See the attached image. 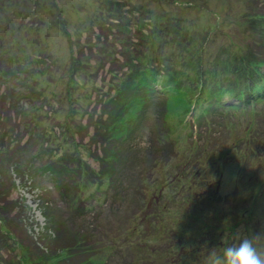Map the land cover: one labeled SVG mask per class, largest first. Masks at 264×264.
I'll use <instances>...</instances> for the list:
<instances>
[{"label": "rangeland", "instance_id": "obj_1", "mask_svg": "<svg viewBox=\"0 0 264 264\" xmlns=\"http://www.w3.org/2000/svg\"><path fill=\"white\" fill-rule=\"evenodd\" d=\"M260 9L264 11V0H0V72L27 57L43 71L33 76L34 80L29 74L17 79L20 85L14 87L16 93L27 99L19 111L25 116L20 130L24 135L13 136L12 149L4 148L6 153L0 154V226L8 251L20 254L13 234L18 223L33 240L47 241L43 231L52 227L50 218L60 221L68 233H87L91 250H84L80 258L93 264H206L209 254L200 261L189 255L186 247L179 252L186 257L176 253L179 244L170 231L160 228L164 206L155 199L160 188L156 191L152 181L157 184L159 180L161 186L168 177L182 176L183 170L189 178L193 169L186 156L197 151L216 153L229 141L241 142L254 118L262 121L260 126L255 125L262 136L254 137L252 146L242 141L239 150L224 153L208 167L222 171L220 198L199 202L202 209L205 207V220L211 221L204 229L211 234L206 235L207 246L214 255L233 243L237 235L259 236L256 243L264 248V193L254 197L253 190L251 198L243 197L248 187L237 182L250 171L252 184L257 186L256 181L262 179L258 173L264 172V103L258 105L257 112L247 108L244 113L226 114L210 109L208 120L196 133L191 118L183 127L184 114L167 107L156 92L131 83L132 106L111 124L116 128L114 133L113 129L108 134L105 130L102 137L105 124L96 126L101 121L100 113L108 112L107 101L130 82V71L125 67L129 64L123 66L127 64L122 58L123 47L136 48L128 57L140 56L144 61L139 66L146 65L149 75L158 74L153 76L159 84L156 87L164 80L162 74L168 72L191 91L202 80L206 83L201 88L205 99L212 77L226 88L232 85L224 78L227 73L220 70V75L217 70L222 61L237 63L241 54L260 48L254 47L253 33L243 26ZM135 20L151 22L152 34L137 37L132 33ZM124 25L126 30L121 32ZM195 60L202 64L201 76L192 67ZM128 63L135 64V60ZM260 71L264 73V64ZM229 77L232 82L236 80L235 75ZM14 78L10 76L7 81ZM5 81L0 75V92L6 89L15 93ZM220 101L233 105L240 102L229 95ZM106 136H113L112 141L101 142ZM18 147L23 149L17 151ZM34 152L39 155L35 157ZM66 156L96 167L109 184V191L106 189L103 196L93 193L89 183L81 188L73 182L60 188L57 182L61 180L56 173L48 172L44 163ZM165 158L166 163L162 160ZM11 160L20 168L16 169ZM63 191H69V197ZM206 201L207 205L203 204ZM237 204L244 215L252 209L251 216L234 228L221 230L217 222L229 223ZM204 234L201 232L203 236H198L192 250L201 249ZM207 264H214V257Z\"/></svg>", "mask_w": 264, "mask_h": 264}, {"label": "trees", "instance_id": "obj_2", "mask_svg": "<svg viewBox=\"0 0 264 264\" xmlns=\"http://www.w3.org/2000/svg\"><path fill=\"white\" fill-rule=\"evenodd\" d=\"M135 21L137 23H134V25H132L135 26L132 33H136L137 37H140L142 35L148 36L154 31L152 29L153 26L151 22H146L145 20ZM178 25H180L179 22ZM150 26L151 28H149ZM243 26L246 30L253 33L255 38L253 39L252 44L254 45V47L258 46L260 48H258L257 52L255 53L252 49H249L245 55L241 56V54L237 63L234 62V64H232L228 61H222L220 63L221 67H219L217 70L219 71V74L221 73L220 70L223 73H227V75H224V78L230 81L232 85L231 87L228 86L229 88H226L227 85L219 82L220 80L216 82V79H214L215 77H212L210 91L206 94L208 97L205 99H203L204 92L201 88H203L206 83H202V80L197 84L198 88L195 91H191L184 85H182L181 80L176 81L174 79L176 81L175 82L173 80L174 76L168 72L167 74H162L164 76V80L161 83L160 87H156V85L159 84L157 81H155L154 77L158 74L149 75V72H147L146 70V65L144 64L141 65V68L139 64H141L144 59H142L140 56L131 58L128 57V54L134 52V49L136 48L130 50V47H123L121 51L123 53L122 58L125 57L124 63L127 62V64H123V66L129 64L125 67H127L128 72L130 71L131 79L129 83L124 84L125 86H123L114 96H112L107 101V103L109 104H106L105 107L109 108L108 112L104 114L100 113L101 121L99 122V124L96 123V126L105 124L104 130L101 133L102 137H105V130L108 134L113 129L112 132L114 133L116 128H111V124H116L120 120V118L131 108L133 99L130 96L134 94L133 92H131L133 88L131 83L142 84V86L146 90H151L154 93L156 92L158 95L165 99L164 101L165 104H167V107L173 110H177L178 113L184 114V117L181 116L183 117L181 123L183 127H187L186 124L189 123L186 120V114L191 110L199 111L194 121V124L196 125L197 129L199 128V130L202 122H206L208 120V111L213 108H216V110L219 111L221 110L220 112L226 114L229 111L231 112V114L239 112L244 113V111L246 112L247 108L253 112H257L258 105L264 103V73L262 74L260 71L261 65L264 64V51H261L264 50L263 9H260V11L258 12H254L248 18L246 24H244ZM124 29L126 30L125 25L122 27V31H120L123 32ZM181 30L182 28L180 27V31ZM125 39L128 40L127 38H123L122 40ZM189 42L190 40L188 39V43ZM135 52L138 51L136 50ZM134 60L135 64L128 63V61ZM29 64H31V66H29ZM35 64L36 63H34V59H31L30 57L24 58L22 60L17 59L12 64L14 65L13 68H11V65H9L6 66L5 69H2V71L0 72L2 79L6 80L5 84L9 85V88H13L15 90V93L13 92V94L7 92L6 89L0 92V154L2 152L6 153L7 148L12 149L11 145L13 136H15L17 133H23L22 131L20 132V130L21 125L23 124L22 119L25 118V116L19 111L23 109L22 107L23 105H25L23 101L27 99L24 96H21L20 93L17 94V90L14 87L16 85V88L19 87L20 84L18 83L17 79H23V75L29 74L31 80H34L36 78H33V76H40V73L43 72L40 71L42 67L38 65L37 67H34L33 65ZM252 64L255 67L252 66ZM201 65L202 64L199 60L192 61V67L194 66V68H196L197 73L199 71L200 76L203 73V67ZM215 66L218 67V63H215ZM165 71L168 70L165 69ZM233 75L236 76V80L234 79V82H232L229 77H233ZM10 76H13L15 78L11 79L13 81L8 82L7 79ZM30 87L33 88V84H30ZM213 88H219V90L214 91ZM226 95L233 96L237 100L239 99V104L227 105L226 102L220 101V99H223V97ZM253 97H256V99H254ZM208 100L211 101L210 105L209 103H207ZM241 105H243L245 108H239V106ZM13 113L15 114L13 115ZM16 119L18 121H15ZM252 124H254L253 128H251ZM261 124L262 121H260V119L258 120V118H254V120L250 121V123L247 125V129L249 131H247V134L245 136H241L243 137L241 142H248L249 146H252V143L255 144L254 137H258L259 134L260 136H262L261 132L259 133V129L255 128V125L260 126ZM190 125L191 124H189V126ZM255 129L256 134H254ZM113 135L115 136V134ZM112 139L113 136H106V138L101 139V142L104 141L107 143L108 141H112ZM5 141H7L8 143H6ZM168 141L171 144H175L176 142L175 140ZM241 142L229 141L228 144L223 147V149L216 153L207 154L204 151H197V153H194V155L190 154L189 157L186 156L185 159H187V164L192 163L191 168L193 169V172L191 176H189V178H185L186 171L183 170L182 176L179 175L178 177L171 179L168 177V179H164L165 181L163 180L164 183H162L161 186H159V180L158 182H156L157 184H155L154 181H152L153 184L151 182L149 183L150 185L152 184V186H155L156 191H158V189L160 188L159 191L156 192V196L158 197H155V199L161 201L162 206H164V215L160 219L162 221L160 228H164L163 230H165L166 232L170 231L173 241L175 240L174 242L179 244L176 252L177 254L182 250L185 251L186 247V249L190 251L189 255H195L196 258H198V260L200 261H202L203 258L206 259V257H208V254L211 255L209 256V259L215 256L213 253V249L207 246L208 241L206 235H210L211 237V234H208L206 232L207 230H205L204 227L210 220H205L206 217L203 215V212H205V207L203 209L202 207H200V204L202 203L199 202V199L207 200V198H209L210 201L219 200V179L221 178L222 171L219 169H210L208 167L210 165H214L217 162V159L222 157L224 153H227L229 155L230 152L239 150L242 147L241 144H243V142ZM26 143L27 141L23 144ZM21 149H23V147H18L17 151H20ZM48 150L49 148L47 149V151ZM34 154L35 157L39 155L37 152H34ZM1 159L3 158H0V160ZM162 160L165 162V160H168V158ZM11 162L16 169L20 168L19 164H17L15 160H11ZM206 163L208 165H206ZM44 168L48 172L52 171L53 173H56L58 178L61 180L60 182H57V185L59 184V187L62 189L63 187H66L67 184L69 185L70 182H73V184L77 185L78 187L81 186V188H84L85 185L89 183L91 186H93V193L96 191L97 194L101 193V195L103 196L105 195L106 189H109V184L105 181V179H102L103 177L100 171L97 170L96 167H92L91 165H89L88 162L81 158L74 159L67 156L66 158H56V161L45 162ZM199 168H202L203 170ZM258 174L262 175V179L256 181L257 186L252 184L251 171L243 173V175L239 177V180L237 182H239L243 186L248 187L247 194L243 197L251 198L252 194L249 193L253 190L255 191L253 194L254 197L264 193V187H262L264 185V172ZM112 175L113 172L111 173L110 178L113 177ZM190 180H192V182ZM103 182H105L106 185H104L105 183ZM102 189H104L103 192L101 191ZM63 193L65 196L69 197V191H63ZM169 203H171L172 206H169ZM203 204L207 205V201ZM239 207L237 204L236 209H234L235 213L231 217V221L229 223H224V221L217 222L218 224L220 223L222 225L221 230L224 231L226 229L228 230L234 228V226H238L240 223L244 222L246 218L249 219L252 213V209H249V212L244 215L245 212H242V207ZM15 217L16 215L13 216V218ZM16 220L17 219L15 218L14 223H16ZM18 221H21V219H19ZM48 221H50L52 227L48 226L45 228V231H43L48 238L47 241H43V239L41 238L43 242L33 240L32 236L26 234V229H23L21 224L18 223L17 232L15 231L13 232V234L16 237V244L20 249V254H12V252L10 253L8 251L9 249H7L6 240L3 235L4 230L0 226V264H93L92 262L88 261V259L85 260L80 258L84 250H91V244L88 240L87 233L80 231L81 233L77 234L79 236L73 235L67 232V228L63 226L60 221L50 218H48ZM204 222L205 224L203 225ZM215 222L216 221H213V223ZM216 229H218V227L214 229V233L217 232ZM201 232L203 234L205 233V239L202 240L201 243H199L201 249L199 251H195V249L192 250V245L195 243L198 236H203L201 235ZM13 234H10V237H14ZM50 237L52 239H49ZM174 245L176 246V244ZM12 251L14 250L12 249ZM179 254L180 258L186 257L184 253ZM208 260L206 264L208 263ZM202 263H204V261Z\"/></svg>", "mask_w": 264, "mask_h": 264}, {"label": "clouds", "instance_id": "obj_3", "mask_svg": "<svg viewBox=\"0 0 264 264\" xmlns=\"http://www.w3.org/2000/svg\"><path fill=\"white\" fill-rule=\"evenodd\" d=\"M259 236L237 235L214 256V264H264V248L256 241Z\"/></svg>", "mask_w": 264, "mask_h": 264}]
</instances>
